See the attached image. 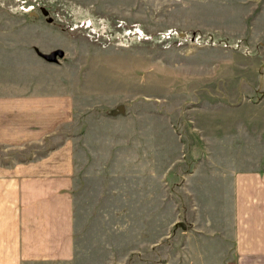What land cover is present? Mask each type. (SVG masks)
Segmentation results:
<instances>
[{"label":"rangeland","instance_id":"rangeland-1","mask_svg":"<svg viewBox=\"0 0 264 264\" xmlns=\"http://www.w3.org/2000/svg\"><path fill=\"white\" fill-rule=\"evenodd\" d=\"M249 9L0 0V87L51 88L73 105L51 137L72 136L80 155L76 264H182L206 226L197 174L213 169L214 131L252 125L264 97V12ZM56 49L65 55L43 56ZM51 137L0 144V165L46 152Z\"/></svg>","mask_w":264,"mask_h":264},{"label":"crops","instance_id":"crops-1","mask_svg":"<svg viewBox=\"0 0 264 264\" xmlns=\"http://www.w3.org/2000/svg\"><path fill=\"white\" fill-rule=\"evenodd\" d=\"M237 2L253 12L262 5L264 12V0ZM59 98L51 88L1 86L0 144L23 146L51 137L56 126L71 120L72 103ZM259 108L252 125L246 117L235 122L236 131H214L213 169L197 174L203 192L198 210L206 226L184 245L182 264H264V97ZM55 136L57 144L46 152L0 165V264H76L80 155L72 136Z\"/></svg>","mask_w":264,"mask_h":264},{"label":"water","instance_id":"water-1","mask_svg":"<svg viewBox=\"0 0 264 264\" xmlns=\"http://www.w3.org/2000/svg\"><path fill=\"white\" fill-rule=\"evenodd\" d=\"M64 55H65L64 50H62V49H56V50L52 51L49 54H44L43 56L46 59L50 60V61H55L58 58L63 57ZM122 111H123V109H122Z\"/></svg>","mask_w":264,"mask_h":264}]
</instances>
